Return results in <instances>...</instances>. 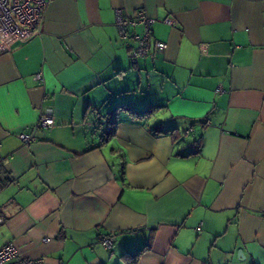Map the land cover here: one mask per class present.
<instances>
[{"label": "crops", "instance_id": "1", "mask_svg": "<svg viewBox=\"0 0 264 264\" xmlns=\"http://www.w3.org/2000/svg\"><path fill=\"white\" fill-rule=\"evenodd\" d=\"M139 10L166 47L131 62ZM0 216L44 264H264V0H50L0 46Z\"/></svg>", "mask_w": 264, "mask_h": 264}, {"label": "built area", "instance_id": "2", "mask_svg": "<svg viewBox=\"0 0 264 264\" xmlns=\"http://www.w3.org/2000/svg\"><path fill=\"white\" fill-rule=\"evenodd\" d=\"M50 0H0V46L7 48L13 44L26 42L40 34ZM115 26L120 38H131L135 44L131 47L130 61L135 62L142 56L153 57L166 44L151 37L155 18L139 10L134 16H123L116 11ZM165 22L173 24L169 18ZM53 125V111L46 108L40 112L29 132H20L18 138L23 143L36 139L38 129H48ZM193 128L185 129L188 134ZM2 218L0 216V223ZM49 240L44 238V241ZM99 242L106 249H111L114 242L112 234L103 235ZM0 264H44L42 258H31L22 254L13 243L0 248Z\"/></svg>", "mask_w": 264, "mask_h": 264}, {"label": "trees", "instance_id": "3", "mask_svg": "<svg viewBox=\"0 0 264 264\" xmlns=\"http://www.w3.org/2000/svg\"><path fill=\"white\" fill-rule=\"evenodd\" d=\"M148 112H151V110L149 111H146L145 113H143L142 115L148 113ZM156 131V132H159V133H168V132H171L172 130H165V131H161V130H156V129H153V131ZM152 131V130H150ZM148 248L147 245L143 246L140 250H138L135 254L131 255L130 256V262L129 264H136L137 260H138V257L141 255V253L143 251H145L146 249Z\"/></svg>", "mask_w": 264, "mask_h": 264}, {"label": "water", "instance_id": "4", "mask_svg": "<svg viewBox=\"0 0 264 264\" xmlns=\"http://www.w3.org/2000/svg\"><path fill=\"white\" fill-rule=\"evenodd\" d=\"M240 253H241V256H243L241 251L238 252V254H240Z\"/></svg>", "mask_w": 264, "mask_h": 264}]
</instances>
